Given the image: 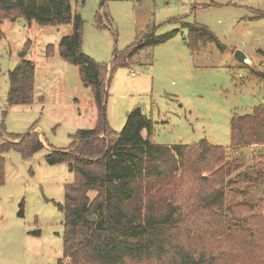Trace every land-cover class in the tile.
<instances>
[{
  "label": "rangeland",
  "instance_id": "obj_1",
  "mask_svg": "<svg viewBox=\"0 0 264 264\" xmlns=\"http://www.w3.org/2000/svg\"><path fill=\"white\" fill-rule=\"evenodd\" d=\"M71 5L82 20V52L111 74L104 102L111 131L120 132L127 114L138 107L149 120L141 135L151 143L192 146L204 141L227 149L239 169L250 163L251 153L261 147L231 151L230 123L234 115L264 105V80L234 51H242L255 71H264V17L254 18L264 12V0H73ZM184 24L205 27L224 50L206 33L191 47ZM71 32L70 23L39 25L20 17L0 24V127L23 137L35 125L32 131L43 144L27 156L14 147L1 152L0 264L67 262L57 204L63 203L74 174L67 163L51 164L45 157L68 148L78 130L92 129L98 119L77 67L58 52L60 39ZM170 32L166 41L141 47L128 65L111 68L113 58L134 42ZM27 41V58L34 63L33 99L9 104V71ZM48 44L53 51L45 57ZM225 192L226 206L262 197V188L250 184H234Z\"/></svg>",
  "mask_w": 264,
  "mask_h": 264
},
{
  "label": "trees",
  "instance_id": "obj_2",
  "mask_svg": "<svg viewBox=\"0 0 264 264\" xmlns=\"http://www.w3.org/2000/svg\"><path fill=\"white\" fill-rule=\"evenodd\" d=\"M72 1L0 0V24L20 17L39 25H72L71 34L60 39L58 52L77 67L98 110L92 129L78 130L68 148L45 157L51 164L67 163L74 174L65 186L63 203L57 204L63 214L65 264H264V105L231 119V151L261 147L241 169L227 149L204 141L192 146L151 143L141 135L149 120L138 107L127 114L120 132L111 131L103 116L111 74L82 52V20L72 12ZM256 16L264 17V12ZM184 25L191 47L206 33L224 50L205 27ZM173 34L146 35L116 55L111 68L128 65L141 47L162 43ZM30 47V41L25 42L9 71V104H28L33 99ZM52 51L53 45H46L45 57ZM254 68L250 69L264 80V71ZM34 127L23 137L0 127V140L6 138L0 144V185L2 151L14 147L27 156L43 147ZM234 184L260 186L262 197L226 206L225 189ZM183 188L190 193L181 192Z\"/></svg>",
  "mask_w": 264,
  "mask_h": 264
},
{
  "label": "water",
  "instance_id": "obj_3",
  "mask_svg": "<svg viewBox=\"0 0 264 264\" xmlns=\"http://www.w3.org/2000/svg\"><path fill=\"white\" fill-rule=\"evenodd\" d=\"M234 57L241 63L249 66L250 68L253 67V64L250 63V60L248 59V57L240 50L236 49L234 51ZM104 107L105 104L103 105V116H105L104 114Z\"/></svg>",
  "mask_w": 264,
  "mask_h": 264
}]
</instances>
